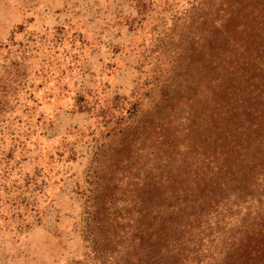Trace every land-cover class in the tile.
I'll list each match as a JSON object with an SVG mask.
<instances>
[{
  "label": "trees",
  "instance_id": "16d2710c",
  "mask_svg": "<svg viewBox=\"0 0 264 264\" xmlns=\"http://www.w3.org/2000/svg\"><path fill=\"white\" fill-rule=\"evenodd\" d=\"M42 40L0 45V112L30 96ZM153 47L111 121L75 93L102 131L71 264H264V0H198Z\"/></svg>",
  "mask_w": 264,
  "mask_h": 264
},
{
  "label": "rangeland",
  "instance_id": "374dc122",
  "mask_svg": "<svg viewBox=\"0 0 264 264\" xmlns=\"http://www.w3.org/2000/svg\"><path fill=\"white\" fill-rule=\"evenodd\" d=\"M196 1L0 0V45L43 37L30 96L0 112V264L87 262L86 175L102 124L75 93H95L115 118L116 98L149 79L153 45Z\"/></svg>",
  "mask_w": 264,
  "mask_h": 264
}]
</instances>
